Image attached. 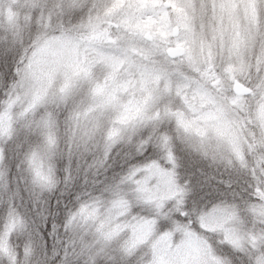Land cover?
Here are the masks:
<instances>
[{"label": "clouds", "instance_id": "9594fccd", "mask_svg": "<svg viewBox=\"0 0 264 264\" xmlns=\"http://www.w3.org/2000/svg\"><path fill=\"white\" fill-rule=\"evenodd\" d=\"M13 7L0 264H264V0Z\"/></svg>", "mask_w": 264, "mask_h": 264}, {"label": "rangeland", "instance_id": "374dc122", "mask_svg": "<svg viewBox=\"0 0 264 264\" xmlns=\"http://www.w3.org/2000/svg\"><path fill=\"white\" fill-rule=\"evenodd\" d=\"M29 2L30 0H0V5H7L0 9V16L8 23H14L19 13L13 5H26Z\"/></svg>", "mask_w": 264, "mask_h": 264}]
</instances>
